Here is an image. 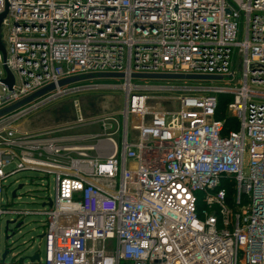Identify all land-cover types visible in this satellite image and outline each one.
I'll list each match as a JSON object with an SVG mask.
<instances>
[{
    "label": "built area",
    "instance_id": "2783aa9c",
    "mask_svg": "<svg viewBox=\"0 0 264 264\" xmlns=\"http://www.w3.org/2000/svg\"><path fill=\"white\" fill-rule=\"evenodd\" d=\"M7 3L0 111L55 89L0 116V221L7 178L42 171L56 187L36 213L45 256L0 249V264H264V0H0V14ZM108 73L122 75L120 110L86 117L76 98L71 120L20 125ZM143 73L222 78L173 109L156 100L173 86ZM222 94L238 121L227 133Z\"/></svg>",
    "mask_w": 264,
    "mask_h": 264
},
{
    "label": "rangeland",
    "instance_id": "374dc122",
    "mask_svg": "<svg viewBox=\"0 0 264 264\" xmlns=\"http://www.w3.org/2000/svg\"><path fill=\"white\" fill-rule=\"evenodd\" d=\"M244 29L245 23L242 16L239 24V41L244 37ZM237 57L238 50L236 49L233 66L238 78L242 77V68ZM229 78V76L226 77V79ZM136 81L142 82L139 79ZM122 82L123 80L118 77L96 79L94 83L102 86L86 88L81 93L67 96L48 105L46 104L41 109L33 111L19 123L22 127L27 125L34 127L71 120L75 113L74 100L76 98L80 99L81 114L83 113L86 117L96 116L102 112L118 111L124 105L125 96L121 89L112 87ZM149 83L156 86H173L172 89L161 91L160 96L162 97L156 100L162 102L161 104L164 105V108L178 109L181 97L202 94L205 91H199V85L201 83L208 85L210 81L149 79ZM19 185H23V187L19 188ZM55 187L54 174L33 170L18 172L4 182L3 204L4 209L9 213L5 212L1 215L0 249L2 253L9 251L6 262L20 261L21 258L29 261L30 257L37 251H40L43 257L45 256L46 238L42 236L48 226L47 216L36 213L49 209V205H45V203L50 197H54ZM15 190L17 191V196L13 197V191ZM11 211L16 213H10ZM8 222L10 223L8 224ZM20 222L23 224L18 227L17 225Z\"/></svg>",
    "mask_w": 264,
    "mask_h": 264
},
{
    "label": "water",
    "instance_id": "95a60500",
    "mask_svg": "<svg viewBox=\"0 0 264 264\" xmlns=\"http://www.w3.org/2000/svg\"><path fill=\"white\" fill-rule=\"evenodd\" d=\"M8 11H9V5L8 3L6 4V9L5 11H3L1 14H0V30H1V25H2V22L4 20V18L7 16L8 14ZM0 50L3 52L4 55H6V51H5V47L3 46V43H2V40H1V34H0ZM8 79L4 80V83L9 87V88H12L13 84H14V78H13V75L11 74L10 71H8ZM105 77H114V76H122L121 74H114V73H108V74H105L104 75ZM134 77H137V78H144V79H154V80H172V79H178V80H203V81H206V80H219L221 79L222 77L220 76H208V75H196V74H164V73H152V74H147V73H143V74H134L133 75ZM79 79V77H74V78H68V79H64L62 81L59 82V86H62V85H65V84H69L71 82H74V81H77ZM55 89V84H52V85H49L41 90H39L38 92L34 93L33 95L27 97L26 99L10 106V107H7L3 110L0 111V116L4 113H9L13 110H16L17 108H19L22 104L26 103V102H30L32 101L34 98L36 97H39V96H42L43 94H45L47 91H50V90H53ZM23 185H19V188H22ZM17 196V191H13V197H16ZM15 222V221H13ZM10 222H8L9 224ZM23 223L20 222L18 223V227L21 226ZM7 252L8 251H5L3 254H2V257L5 258L6 255H7ZM39 258V255L38 254H35L34 256H31L30 259L31 260H35V259H38ZM21 261L24 260V258H21L20 259Z\"/></svg>",
    "mask_w": 264,
    "mask_h": 264
},
{
    "label": "trees",
    "instance_id": "16d2710c",
    "mask_svg": "<svg viewBox=\"0 0 264 264\" xmlns=\"http://www.w3.org/2000/svg\"><path fill=\"white\" fill-rule=\"evenodd\" d=\"M231 95L222 94L219 96V104L216 112V118L226 120L224 133H227L231 129H238V121L236 118L228 115L227 108L228 103L231 100Z\"/></svg>",
    "mask_w": 264,
    "mask_h": 264
}]
</instances>
